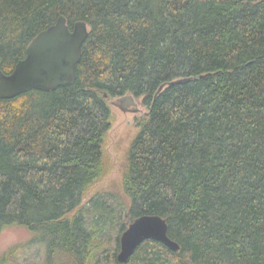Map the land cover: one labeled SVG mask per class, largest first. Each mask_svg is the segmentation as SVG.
<instances>
[{
  "label": "trees",
  "instance_id": "obj_1",
  "mask_svg": "<svg viewBox=\"0 0 264 264\" xmlns=\"http://www.w3.org/2000/svg\"><path fill=\"white\" fill-rule=\"evenodd\" d=\"M61 15L90 28L75 86L0 98V236L25 228L47 264H264V0H0L2 70ZM127 94L149 107L127 199L83 205L105 174L109 99ZM145 214L180 250L146 240L120 263Z\"/></svg>",
  "mask_w": 264,
  "mask_h": 264
},
{
  "label": "water",
  "instance_id": "obj_2",
  "mask_svg": "<svg viewBox=\"0 0 264 264\" xmlns=\"http://www.w3.org/2000/svg\"><path fill=\"white\" fill-rule=\"evenodd\" d=\"M90 34L86 21H77L73 28L61 15L57 22L41 31L29 44L27 55L20 60L9 74L0 67V98H15L30 90L52 91L63 86H75L77 68L82 58L84 43ZM208 74H203L204 78ZM183 78L171 81H187ZM165 88L162 85L158 93ZM108 97L107 94H105ZM131 98V95L125 96ZM146 240L163 243L173 251L180 245L168 234V222L156 214H145L129 223L120 240V263L129 262L136 249Z\"/></svg>",
  "mask_w": 264,
  "mask_h": 264
},
{
  "label": "rangeland",
  "instance_id": "obj_3",
  "mask_svg": "<svg viewBox=\"0 0 264 264\" xmlns=\"http://www.w3.org/2000/svg\"><path fill=\"white\" fill-rule=\"evenodd\" d=\"M131 95V98L125 96ZM109 99L112 111V128L103 146L104 176L86 192L82 204L100 193H116L127 199L123 189V177L129 163V150L140 131L139 123L149 112L143 97L127 94ZM32 234L22 227L5 229L0 236V258L11 248L22 246L10 264H47L46 250L42 244L32 241Z\"/></svg>",
  "mask_w": 264,
  "mask_h": 264
}]
</instances>
